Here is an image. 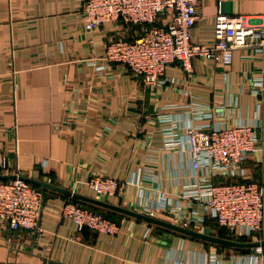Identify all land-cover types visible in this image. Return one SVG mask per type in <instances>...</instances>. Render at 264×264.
Listing matches in <instances>:
<instances>
[{
  "label": "crops",
  "instance_id": "obj_1",
  "mask_svg": "<svg viewBox=\"0 0 264 264\" xmlns=\"http://www.w3.org/2000/svg\"><path fill=\"white\" fill-rule=\"evenodd\" d=\"M82 3L0 0V164L6 157L9 166L0 167V175L19 170L92 197L86 181L93 174L115 176L126 182L124 193L100 199L138 211L149 207L171 220L157 207L165 198L181 199L194 177L186 150L165 149L161 116L186 125L195 115L191 102L196 99L216 108L207 122H252L264 141V94L252 91L264 75V51L237 48L230 64L196 57L190 74L173 63L167 86L155 89L142 75L104 59L109 41L138 38L146 27L115 20L87 30ZM198 7L194 43L216 42L219 8L231 16L264 18V0H198ZM167 20L162 16L159 23ZM244 165L251 178L260 179L264 152L252 154ZM132 177L137 182L127 183ZM40 187L44 231L0 227V264H218L216 258L252 264L251 247L221 251L124 214L118 215L116 234L80 229L60 211L70 196ZM258 264H264V255Z\"/></svg>",
  "mask_w": 264,
  "mask_h": 264
},
{
  "label": "built area",
  "instance_id": "obj_2",
  "mask_svg": "<svg viewBox=\"0 0 264 264\" xmlns=\"http://www.w3.org/2000/svg\"><path fill=\"white\" fill-rule=\"evenodd\" d=\"M82 13L87 30L115 20L146 27L138 38L109 41L104 59L109 64L125 65L133 73L142 75L145 84L155 89L167 86L166 71L173 63H180L190 74L196 57L230 64L237 48L254 47L264 51V18L244 14L231 16L221 8L215 27L216 42L213 45L194 43L191 28L201 18L198 0H83ZM162 16L168 20L160 24ZM90 62L96 63V57ZM104 67L98 66L99 69ZM252 91L264 94V75L256 78ZM191 103L195 115L188 124L181 125L166 116H161V120L166 123L163 128L165 149L186 150L194 180L183 187L181 199L165 198L157 209L164 210L172 221L184 226H207L214 220L232 236H254L263 232L264 170L260 179H253L244 165L252 154L264 152L257 125L243 120L234 125L211 124L207 121L213 119L216 108L196 99ZM182 128L185 134L178 133ZM0 167L9 168L6 157ZM13 175L16 177L0 179V227L28 230L38 235L44 231L41 225L45 205L43 189L21 178L24 173L19 170ZM129 182L137 180L132 177ZM125 184L124 180L106 174H93L86 181L90 190L108 197L122 196ZM71 198L64 201L60 211L80 229L88 226L109 234L119 232V221ZM143 212L157 215L149 207ZM262 239L263 235L255 241ZM253 250L251 263L258 264L264 255V246H255ZM216 259L219 264L220 259Z\"/></svg>",
  "mask_w": 264,
  "mask_h": 264
},
{
  "label": "water",
  "instance_id": "obj_3",
  "mask_svg": "<svg viewBox=\"0 0 264 264\" xmlns=\"http://www.w3.org/2000/svg\"><path fill=\"white\" fill-rule=\"evenodd\" d=\"M15 177H16L15 175H0V179H12ZM21 178H23L24 180H26L30 183L38 185V186H46V187H52V188L58 189L64 193H66L67 195H69L72 198L74 197V198L79 199L82 203H90L92 205L101 207V208L106 209V210H112V211L119 212V213L124 214V215L139 218V219L144 220V221H146L150 224H153L155 226L163 227L165 229L178 232L184 236H188V237H191L193 239H196V240H199V241H202L205 243L222 245L225 247H232V248H242V247L253 248V247L258 246V245L264 246V239L257 240V241H255V240L240 241L237 239L218 236V235L207 233L204 231H200V230H197V229H194L191 227H187V226L178 224L176 222H173V221H170L167 219H163V218H160L157 216L149 215V214H146L142 211L133 210V209H130L128 207H125V206H122L119 204H114V203L108 202L106 200L97 198V197L87 196V195H83V194H80L78 192H75L73 190L63 189V188L54 186L52 184L42 182V181L37 180V179L29 178L26 176H21Z\"/></svg>",
  "mask_w": 264,
  "mask_h": 264
},
{
  "label": "rangeland",
  "instance_id": "obj_4",
  "mask_svg": "<svg viewBox=\"0 0 264 264\" xmlns=\"http://www.w3.org/2000/svg\"><path fill=\"white\" fill-rule=\"evenodd\" d=\"M94 192V191H93ZM95 193V192H94ZM96 197H99V198H103V199H106L108 198V196H102V195H98L97 193H95ZM143 212V211H142ZM157 216V215H156ZM158 217V216H157ZM172 221V220H170ZM174 222V221H173ZM179 224V222H178ZM188 227H191V228H194V229H197V230H200V231H204V232H207V233H211V234H215V235H218V236H221L223 235V237H228V238H232V239H240L242 237H246L245 239H248V241H251V240H256V239H259V237H262L263 235V232H257V234H255L254 236H232L228 233H225V234H221V226H219V224L214 221V220H211L207 226H198V227H195L194 225H187ZM206 245L208 246H213L219 250H223L224 248H229V247H225V246H219V245H216V244H210V243H205ZM232 248V247H231ZM245 247H242V248H234V249H237V250H244ZM224 250H227V249H224Z\"/></svg>",
  "mask_w": 264,
  "mask_h": 264
},
{
  "label": "trees",
  "instance_id": "obj_5",
  "mask_svg": "<svg viewBox=\"0 0 264 264\" xmlns=\"http://www.w3.org/2000/svg\"><path fill=\"white\" fill-rule=\"evenodd\" d=\"M38 186V185H37ZM71 199H73L75 202H78V203H80V204H83L84 206H86V207H89V208H92V209H95V210H97V211H100V212H103L106 216H108V217H110V218H113V219H115V220H117V221H119L118 220V215L119 214H121V213H119V212H115V211H112V210H106V209H103V208H101V207H98V206H95V205H92V204H90V203H82L79 199H77V198H71ZM123 215V214H122ZM121 216V215H120ZM158 227V226H157ZM160 228H163V227H160ZM165 229V228H164ZM225 233H228V230L226 229V228H224V227H222L221 228V234H225ZM229 234V233H228ZM222 237H223V235H221ZM246 237H242V238H240V239H238V240H240V241H248V239H245ZM219 246H221L222 247V245H219Z\"/></svg>",
  "mask_w": 264,
  "mask_h": 264
}]
</instances>
